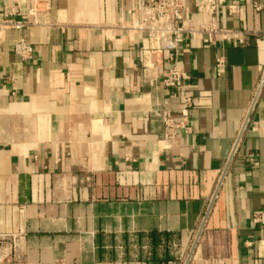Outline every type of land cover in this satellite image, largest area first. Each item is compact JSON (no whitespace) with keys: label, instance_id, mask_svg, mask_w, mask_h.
Instances as JSON below:
<instances>
[{"label":"crops","instance_id":"1","mask_svg":"<svg viewBox=\"0 0 264 264\" xmlns=\"http://www.w3.org/2000/svg\"><path fill=\"white\" fill-rule=\"evenodd\" d=\"M205 1L183 0L196 27ZM215 2L227 37L182 42L193 107L170 140L141 0H21L0 32V264H185L226 169L190 264H264V0Z\"/></svg>","mask_w":264,"mask_h":264},{"label":"built area","instance_id":"2","mask_svg":"<svg viewBox=\"0 0 264 264\" xmlns=\"http://www.w3.org/2000/svg\"><path fill=\"white\" fill-rule=\"evenodd\" d=\"M10 1L9 10L0 20V32L8 30H22L25 24L17 21L20 16L21 0ZM217 9L215 0H207L198 6V11L203 18L199 27L193 25L191 20L185 18L183 0H141V18L133 26L134 30L145 33L149 41V49L146 52L155 56V67L162 66L160 56L167 53L171 63L170 68L164 74L163 85L174 90V97L180 101L179 115H173L169 111H163L158 116L165 126V138L174 139L179 136L182 130H186V122L193 107L190 86L191 77L183 72L178 60L180 57L181 44L188 37L194 38L205 36L204 44L212 43L214 37L223 34L217 26ZM32 13V12H31ZM14 53L24 60L31 58L33 48L25 40H19L14 45ZM225 66V59L220 57L217 60L219 70ZM255 224L264 225V212L260 211L254 215ZM15 244L7 242L0 236V262L5 260L11 252L15 251Z\"/></svg>","mask_w":264,"mask_h":264},{"label":"water","instance_id":"3","mask_svg":"<svg viewBox=\"0 0 264 264\" xmlns=\"http://www.w3.org/2000/svg\"><path fill=\"white\" fill-rule=\"evenodd\" d=\"M235 149H236V148H235ZM232 157H233V156H232ZM232 157H231V160H232ZM231 160H230V162H231ZM230 162H229V164H230ZM229 164H228V165H229ZM226 171H227V169H226ZM226 171L224 172V174H223V176H222V179H221V181H220V183H219V186H218V188H217V190H216V193H215V195H214V197H213V200H212V202H211V204H210L209 210H208V212H207V214H206V217H205V219H204V221H203V224H202V226H201V228H200V230H199V232H198L197 238H196V240H195V242H194V244H193V246H192V249H191V251H190V253H189V256H188V258H187L185 264H190V261H191V259H192L193 253H194V251H195V249H196L197 243H198L199 238H200V236H201V233H202V231H203V229H204V226H205V223H206L207 217H208V215H209V213H210V211H211V208H212V206H213V204H214V201H215V199H216V197H217V194H218V192H219V189H220V187H221V185H222V182H223V179H224V177H225Z\"/></svg>","mask_w":264,"mask_h":264}]
</instances>
